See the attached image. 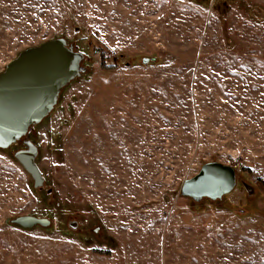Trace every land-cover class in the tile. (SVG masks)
<instances>
[{"label":"rangeland","instance_id":"obj_1","mask_svg":"<svg viewBox=\"0 0 264 264\" xmlns=\"http://www.w3.org/2000/svg\"><path fill=\"white\" fill-rule=\"evenodd\" d=\"M55 37L88 70L32 131L42 190L0 149V264H264V0H0V72ZM215 161L236 188L182 197Z\"/></svg>","mask_w":264,"mask_h":264},{"label":"water","instance_id":"obj_2","mask_svg":"<svg viewBox=\"0 0 264 264\" xmlns=\"http://www.w3.org/2000/svg\"><path fill=\"white\" fill-rule=\"evenodd\" d=\"M87 58L65 37H55L40 45L28 47L20 52L0 72V149H10L17 143L22 148L13 152L18 161L33 179V187L42 190L45 178L38 166L39 147L29 137V132L40 125L59 104L61 94L71 82L81 79L87 72ZM153 58L143 57L148 63ZM201 171L182 183L179 194L197 203L208 198L223 199L237 186V170L221 162H207ZM248 194L254 187L242 182ZM48 189L47 193H52ZM11 224L23 229L35 226L49 227L48 217L18 215ZM75 228V227H74Z\"/></svg>","mask_w":264,"mask_h":264},{"label":"flooded vegetation","instance_id":"obj_3","mask_svg":"<svg viewBox=\"0 0 264 264\" xmlns=\"http://www.w3.org/2000/svg\"><path fill=\"white\" fill-rule=\"evenodd\" d=\"M30 134H29V137H32V132H29ZM12 147H14V148H22V146H21V144L20 143H17V144H15L14 146H12ZM11 147V148H12ZM77 221H75V222H71V225H69L71 228H73V229H75V228H77ZM75 227V228H74ZM97 231V230H96ZM100 231V227L98 228V232Z\"/></svg>","mask_w":264,"mask_h":264},{"label":"trees","instance_id":"obj_4","mask_svg":"<svg viewBox=\"0 0 264 264\" xmlns=\"http://www.w3.org/2000/svg\"><path fill=\"white\" fill-rule=\"evenodd\" d=\"M84 53V52H83ZM86 54V53H85ZM86 56H87V54H86Z\"/></svg>","mask_w":264,"mask_h":264}]
</instances>
